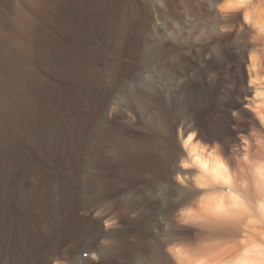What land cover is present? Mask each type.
<instances>
[{"label": "rangeland", "instance_id": "1", "mask_svg": "<svg viewBox=\"0 0 264 264\" xmlns=\"http://www.w3.org/2000/svg\"><path fill=\"white\" fill-rule=\"evenodd\" d=\"M207 8L0 0V264H171L158 245L167 133L177 141L193 124L204 142L234 136L232 111L245 129L259 123L244 107L250 57L234 48L243 19L222 31ZM132 156L164 167L127 173Z\"/></svg>", "mask_w": 264, "mask_h": 264}, {"label": "clouds", "instance_id": "2", "mask_svg": "<svg viewBox=\"0 0 264 264\" xmlns=\"http://www.w3.org/2000/svg\"><path fill=\"white\" fill-rule=\"evenodd\" d=\"M255 90L244 107L258 125L207 143L193 130L178 136L164 181L160 230L171 264H264V117Z\"/></svg>", "mask_w": 264, "mask_h": 264}, {"label": "bare ground", "instance_id": "3", "mask_svg": "<svg viewBox=\"0 0 264 264\" xmlns=\"http://www.w3.org/2000/svg\"><path fill=\"white\" fill-rule=\"evenodd\" d=\"M154 1V0H153ZM199 2V1H198ZM197 2V3H198ZM203 2V1H202ZM207 2V1H206ZM200 3V2H199ZM204 3V2H203ZM202 3V4H203ZM149 4V3H148ZM187 4H188V0H187ZM197 5V4H195ZM204 5V4H203ZM152 6V5H151ZM178 6V5H177ZM187 6V5H185ZM188 8V7H187ZM190 8V7H189ZM201 8V7H200ZM208 8L210 11V16L212 14H214V16L218 15L220 17V23L219 25L217 24V26L220 27V29L224 31L225 29L227 30L229 27L231 26V20H229V18L233 19V17H242L243 19V23L240 24V30H242V34L240 33L237 41H235L234 43V48L235 51L239 53L240 58H244L246 55H249L250 57V62L251 65L248 66L250 68V82L252 87L255 90V100L258 102L257 103V107H256V111L257 113H259L262 117H264V0H208ZM207 8V9H208ZM141 9V8H140ZM174 9V8H173ZM187 11V10H186ZM190 11V10H189ZM193 12V11H192ZM160 13V12H158ZM189 14V13H188ZM183 15V14H182ZM177 16V15H176ZM209 17V16H208ZM217 18V16H216ZM208 19V18H207ZM211 19V17L209 18V20ZM213 19V18H212ZM202 20V19H201ZM215 20V18L213 19ZM209 26L208 29V33L211 34L216 30V28L219 29V27H216L215 23L213 24V21ZM217 20V19H216ZM215 20V21H216ZM235 20V19H234ZM219 22V19L217 20ZM242 22V20H240ZM176 22V21H175ZM180 22V21H179ZM203 22V21H202ZM208 22V21H207ZM230 24H229V23ZM144 23V22H143ZM177 23V22H176ZM182 23V22H181ZM185 23V22H184ZM187 23V20H186ZM192 23V22H191ZM194 23V22H193ZM192 23V25H193ZM240 23V22H239ZM156 24V22H155ZM175 23H173L172 25L174 26ZM178 24V23H177ZM188 24V23H187ZM186 24V25H187ZM208 24V23H207ZM238 24V23H237ZM166 25V24H165ZM172 25H170L171 27H173ZM180 25V23H179ZM177 25V26H179ZM189 25V26H192ZM234 25V24H233ZM144 26V25H143ZM155 27H157L156 25H154ZM164 27V25H162ZM167 26H169V24L167 23ZM181 26V25H180ZM184 26V24H183ZM194 26V25H193ZM154 27V29H155ZM182 27V26H181ZM187 27V26H186ZM202 27V26H200ZM142 28V26H141ZM144 28V27H143ZM159 28V27H158ZM155 29L157 32V30L159 29ZM166 29V27H164ZM161 28V29H164ZM170 28V27H169ZM175 28V27H174ZM194 28V27H193ZM232 28H234L232 26ZM150 29V28H149ZM177 29V28H176ZM184 29V27H183ZM182 29V30H183ZM140 30V29H139ZM168 30V28L166 29ZM175 30V29H173ZM180 31V28L178 29ZM177 30V31H178ZM232 30V29H231ZM143 31V30H142ZM163 31V30H162ZM165 31V30H164ZM178 31V32H179ZM184 31V30H183ZM207 31V29H206ZM219 31V30H217ZM230 31V30H228ZM146 32V31H145ZM154 32V33H155ZM166 32V31H165ZM168 32V31H167ZM171 31H169L170 33ZM181 32V31H180ZM240 32V31H239ZM238 32V33H239ZM162 33V32H161ZM169 33H167L169 35ZM182 33V32H181ZM225 33V32H224ZM141 34V33H140ZM158 34V33H157ZM166 34V33H164ZM172 34V33H171ZM175 34V32H174ZM177 34V33H176ZM218 34V33H216ZM246 34L248 35V41L245 43H241L240 41L242 38L245 39ZM163 35V34H162ZM166 35V36H168ZM203 35V34H202ZM171 37V35H169ZM199 36V35H198ZM130 37V36H129ZM128 37V38H129ZM169 37V38H170ZM201 37V36H199ZM217 37V36H216ZM162 38V37H160ZM164 38H168L165 37ZM228 43V41L226 42ZM230 43V42H229ZM156 44V43H155ZM154 45V44H153ZM158 45V44H156ZM232 46V44H230ZM222 46V45H221ZM227 46V45H226ZM155 47V46H152ZM213 47V46H212ZM229 47V46H228ZM215 48V47H214ZM154 49V48H153ZM157 49V48H156ZM160 49H162L160 47ZM152 50V49H151ZM163 51V50H161ZM165 51V50H164ZM218 51V50H217ZM180 52V51H179ZM167 53V52H166ZM174 53V52H173ZM172 53V54H173ZM216 53V52H215ZM162 54V53H161ZM218 54V53H217ZM164 57V53L162 54ZM189 55V54H188ZM143 56V55H142ZM148 56V55H147ZM182 56V55H181ZM173 57V56H172ZM222 57V56H221ZM153 58V57H152ZM168 58V57H167ZM170 59V57H169ZM118 60V59H117ZM146 60V59H145ZM165 60V59H164ZM120 61V60H119ZM161 61V60H160ZM167 61H171V60H167ZM118 62V61H117ZM164 62V61H163ZM208 63V62H207ZM164 64V63H163ZM196 64V63H195ZM206 65V64H205ZM153 66V65H152ZM122 67V66H121ZM207 67V65H206ZM155 68V67H154ZM185 69V68H184ZM116 70V69H115ZM118 70V69H117ZM235 70V69H234ZM149 71V70H147ZM230 71V70H229ZM237 74V73H236ZM230 77H233V74L229 73ZM232 79V78H231ZM235 81V80H234ZM233 83V82H232ZM236 87V85H235ZM233 88V87H232ZM193 92H195V88L193 87L192 89ZM254 114V113H253ZM255 115V114H254ZM256 119V117H255ZM174 123V122H173ZM256 125V124H255ZM195 130V126L193 124H186L185 126H180V130H179V135H183V133L187 134L189 131H193ZM167 139L166 142H162V140L160 141V143L162 142L163 145V149H161V151L165 152V153H170L171 154V149L174 147V143H176V141L174 140V137L172 136L171 133H167L166 135ZM198 139H201V136L198 134ZM207 138V137H206ZM105 139V138H104ZM207 140V139H206ZM210 140V139H209ZM115 141V140H114ZM213 141V139H211L209 142L211 143ZM207 142V143H209ZM159 143V144H160ZM125 144V143H124ZM136 154V153H135ZM146 156V155H145ZM160 158V157H159ZM156 159V158H155ZM143 166H150L154 168H163L161 167L162 165H160L158 162H156V160H154V158L151 157H145L141 160H136L132 157L127 158V160L124 162V168L125 171L127 173L132 172L134 175H137L140 167L142 168ZM168 168V166L166 167ZM143 169H147V168H143ZM142 169V170H143ZM155 169V171L157 170ZM150 170V169H149ZM159 170V169H158ZM165 170V169H163ZM162 170V171H163ZM154 171V172H155ZM161 171V170H160ZM161 171V172H162ZM140 172V171H139ZM142 172V171H141ZM145 172V170H144ZM153 172V171H152ZM159 172V171H158ZM151 173V172H150ZM156 173V172H155ZM163 173V172H162ZM126 174V173H123ZM158 174V173H157ZM123 176V175H122ZM127 176V175H126ZM161 184V183H160ZM161 186V185H160ZM158 198L160 200H163L164 197L162 195L163 191H164V187H160L158 188ZM149 193V192H148ZM74 197V196H73ZM138 197V196H137ZM154 197V196H153ZM157 198V197H155ZM137 199V198H136ZM140 199V198H139ZM132 203V202H131ZM134 209V208H133ZM163 209V208H162ZM164 211V209H163ZM103 216V215H102ZM101 217V216H100ZM107 218V217H106ZM98 219V218H97ZM163 219V218H162ZM111 220V219H110ZM109 221V220H108ZM165 221V220H164ZM106 222V221H105ZM108 223V222H107ZM164 223V222H163ZM115 227V226H114ZM109 228V227H108ZM156 231V230H155ZM154 231V232H155ZM158 231V230H157ZM161 232V231H160ZM159 232V233H160ZM159 237L161 238L160 243L158 245H160L161 247L164 248V245L162 243V241L164 239H166L167 233L166 232H161V234H158ZM155 236V235H154ZM158 237V236H157ZM158 237V238H159ZM156 238V237H155ZM156 238V239H158ZM159 241V240H158ZM107 243V242H106ZM153 243V242H152ZM155 246V245H154ZM30 249V248H29ZM88 249V248H87ZM86 249V250H87ZM57 250V249H56ZM99 250V249H98ZM157 250V249H156ZM92 252V251H91ZM97 253V256H100L99 254H101V251H93V253ZM82 254V253H81ZM77 256V255H76ZM75 257V256H74ZM69 258V257H68ZM70 259V258H69ZM74 259V258H72ZM54 262L56 264H60L58 258H54L53 259ZM71 260V259H70ZM71 262V261H70ZM65 263V262H64ZM68 263V262H67ZM62 264V263H61Z\"/></svg>", "mask_w": 264, "mask_h": 264}]
</instances>
